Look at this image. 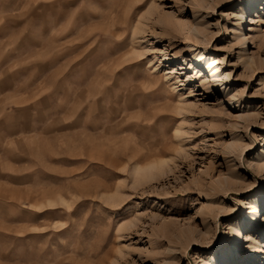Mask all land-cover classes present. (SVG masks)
Listing matches in <instances>:
<instances>
[{
  "label": "rangeland",
  "instance_id": "374dc122",
  "mask_svg": "<svg viewBox=\"0 0 264 264\" xmlns=\"http://www.w3.org/2000/svg\"><path fill=\"white\" fill-rule=\"evenodd\" d=\"M242 1L0 0V264H202L231 240L264 183V0L244 46ZM195 27L224 55L226 87L199 78ZM248 108L258 118L234 127ZM160 158L167 174L133 183L134 164Z\"/></svg>",
  "mask_w": 264,
  "mask_h": 264
},
{
  "label": "bare ground",
  "instance_id": "6f19581e",
  "mask_svg": "<svg viewBox=\"0 0 264 264\" xmlns=\"http://www.w3.org/2000/svg\"><path fill=\"white\" fill-rule=\"evenodd\" d=\"M205 0H199L200 4L203 3ZM262 3V0H243L242 2H239V4L241 5V8H239V10L237 12H235V16H236V20L238 21L237 23H235V27L233 28V32H234V37L237 39V43H239L240 45L244 46V44H246V39L242 38V33L238 34V30L240 29V27L242 26V21L244 20V14H252V12L256 9L259 8V4ZM154 10L153 7H150L149 10L145 13V16H141V18L146 19V16H149L151 14V12ZM246 18V16H245ZM141 20V19H140ZM138 22V21H137ZM140 22V23H139ZM137 24L134 25V29H133V34L132 36V41L135 39H137L138 37L136 36L137 34L143 33L144 32V28L143 25L145 24L143 21V23L141 21H139ZM250 24H255L256 20L254 17L250 16V20H249ZM249 24V23H248ZM145 26V25H144ZM253 29V28H250ZM238 35H237V34ZM190 34L192 37H194V39L197 41H195L196 43H194L193 45L195 46H201L202 48L200 49H194L193 51H197L193 62H196V64L199 66L202 63V66L197 69V73L201 74L199 78H205L206 80H204L205 84L208 85L207 89L211 88L212 86L214 87H218V86H222L225 85V87L228 84V81L230 79V72L224 71V68L221 69V66L224 65V55L220 54L218 55L217 52L215 51H209L208 50V44L211 40H204V38L202 37V31L199 27H195L192 31L190 30ZM141 37V35H140ZM248 37H250L251 39L253 38V34L249 35ZM143 38V36H142ZM187 39V38H185ZM254 39V38H253ZM259 41V45L261 47L264 46V39L260 38L258 39ZM202 45H207V47H203ZM192 45H187V48L189 51H192L191 49ZM242 51H245V48L241 49ZM240 57V55H239ZM243 65L244 67L251 69L252 71H255L253 69L254 65H256V61L252 58L243 61ZM179 69H182V67L179 66ZM201 70H203V72H201ZM253 72L250 71V75H252ZM205 74H207V76H205ZM254 74V73H253ZM263 84H264V76L261 77L260 80ZM229 85V84H228ZM205 87V86H204ZM214 91V89H211V91ZM227 94H230V97H228V101L229 100H233L232 103H237L241 98H236L235 93L233 94L231 91H229ZM179 109V113H181L182 111H187L188 108L186 107H180ZM251 110V108H248V113L246 115L243 116H239L237 117V122H234V127H238V124H249L251 122V120L253 119H257L259 114L258 112L254 113L252 111L251 114H249V111ZM253 110V109H252ZM183 134L181 127H176L175 129V135L179 136ZM228 149L230 151H228L227 153H231L234 152V145L230 144L228 146ZM237 149V147H236ZM242 151V147H239V152ZM154 154V153H153ZM239 155V154H238ZM264 155V148L261 150L260 153L257 154V156L252 160L255 162V169L257 172H262L264 171V160L262 161L261 156ZM253 163V162H252ZM169 166V159L167 158H160V159H151L150 161H148L145 164H139L136 163L133 165V167L130 170V175L132 176L133 179V183L137 184H141L142 183H147L149 181H152L154 179L158 180L160 178V176L167 174L166 168ZM168 171H170V168H167ZM227 180V178H226ZM120 185H118L115 190L114 193L108 194L105 196L104 200L107 204H109L110 206H118L119 204H121V202L123 201L122 198V192L120 189ZM264 183H261V188L259 190H257L255 197L253 199H251L248 202V206L246 207V209H249V211H245L243 214L240 213L238 214V216L241 215V217L243 216V219H241L240 221H238L237 223H231L230 225V230H231V240L229 242H225L226 239H222L221 241V248L218 249L217 251L210 253L209 255H206V257L201 258L200 260L202 261V264H218L220 262H224L222 264H233V261L235 262V260H240V257L242 255V253L244 252V241L246 243L248 242H255L253 243V245L250 247L249 253L251 254L249 262L250 264H258L257 259L259 258L258 256H261L264 254V241L259 242L258 240L254 241V237L252 236L254 234V232H256V230L258 228H260L262 226V223L264 222V217L262 218V215L264 214ZM108 188H105V191H107ZM215 194V193H214ZM216 200H211V203H214ZM52 201L49 202V205H51ZM258 212H262L259 216V218L257 219V214ZM154 219V218H153ZM255 221V222H253ZM124 225V224H123ZM122 225V226H123ZM134 224L131 221L130 223L124 225L123 227H119L117 229L118 230H123L124 228L129 229L130 227H132ZM258 242V243H256ZM172 251V250H170ZM119 253V252H118ZM213 254V255H212ZM122 255V254H121ZM118 257L116 256L114 258L113 263L115 264L117 262ZM171 260H174L175 257L171 256L170 257ZM260 259V258H259ZM238 260V261H239ZM239 261V262H240ZM236 264V262H235ZM260 264H264V260H260Z\"/></svg>",
  "mask_w": 264,
  "mask_h": 264
}]
</instances>
